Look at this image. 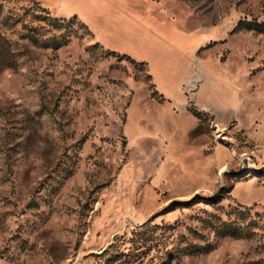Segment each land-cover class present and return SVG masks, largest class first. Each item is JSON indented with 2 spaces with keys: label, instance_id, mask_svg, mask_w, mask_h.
Instances as JSON below:
<instances>
[{
  "label": "rangeland",
  "instance_id": "1",
  "mask_svg": "<svg viewBox=\"0 0 264 264\" xmlns=\"http://www.w3.org/2000/svg\"><path fill=\"white\" fill-rule=\"evenodd\" d=\"M0 17V264H264V0Z\"/></svg>",
  "mask_w": 264,
  "mask_h": 264
},
{
  "label": "trees",
  "instance_id": "2",
  "mask_svg": "<svg viewBox=\"0 0 264 264\" xmlns=\"http://www.w3.org/2000/svg\"><path fill=\"white\" fill-rule=\"evenodd\" d=\"M37 18H40L39 20L40 21H43L45 20L46 18H49V17H41L40 15H37ZM43 18V20H42ZM45 18V19H44ZM8 18H3V17H0V30L2 29V26L5 24V22L7 21ZM49 20L48 22L51 24H53V27L58 30V29H61V24L64 22L65 19H56V18H49L47 19ZM30 22V21H29ZM30 32V31H29ZM35 33V32H34ZM34 33H30L28 34V38L31 39L33 42H38L39 39L38 37H36L34 35ZM0 41H3V36H2V32H0ZM40 44L43 45V46H58L60 45V42H59V39L56 38L55 36H52L50 38H46V39H41L40 41ZM3 52V48L2 46L0 45V53L2 54ZM220 232H225V233H228L230 235H235L237 234L238 230L235 228V227H232V226H227V229H222V231Z\"/></svg>",
  "mask_w": 264,
  "mask_h": 264
}]
</instances>
